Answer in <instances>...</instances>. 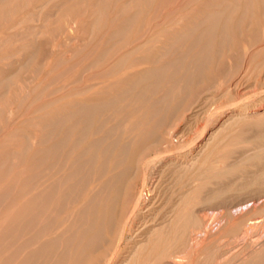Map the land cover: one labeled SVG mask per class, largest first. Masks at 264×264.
Masks as SVG:
<instances>
[{"label": "rangeland", "instance_id": "374dc122", "mask_svg": "<svg viewBox=\"0 0 264 264\" xmlns=\"http://www.w3.org/2000/svg\"><path fill=\"white\" fill-rule=\"evenodd\" d=\"M6 1L0 0V9L2 8L0 10V153L2 152L0 154V161L1 163L4 161L3 163L5 164V166L3 163L2 165L0 164V221H2L0 222V264H128V262H123V258L121 257H125L126 254L128 255L127 251L131 249H134V251L136 250L134 242H139L140 239L138 237L136 239L135 236H137L139 232L135 235V231L138 228L137 231H141L143 225L139 227L137 223L138 225L136 224V228L133 227L135 230L133 229L134 231H131L130 229V232L128 230L129 228H127L126 238L119 243V245L121 244L119 249H113L115 246L108 247L106 250L108 257L105 258V260H103L104 258H102L101 255H99L100 259L98 257L96 258V254H98L97 250L92 247H87V240H89L91 235V227L94 224L92 223L94 220L89 217L92 219H89L91 220L89 223L88 218H85V220L87 219L88 221L86 225L83 222L79 224L78 221H80L79 218H81L80 213H83V208L88 206L87 203L91 200V193L99 182L93 180H91L92 182H88V180H86V173L82 171L79 174V180L81 179L80 182L72 181L71 183L70 180L67 179V174L69 175L73 169L69 166V163L65 161H63L65 162L64 166L68 164V167L63 168L58 174L60 177L63 176V178L59 179L63 185L60 186V188L59 185H57L58 187L56 186L58 182L54 183V186L52 184L54 172L50 171L51 174H48L50 175V179H48L49 176H47L48 178L46 179L45 174L40 175V169L37 168H40V163H42V160L45 158L43 152L47 147V134L45 133L50 129L47 123L49 114H46L50 113L52 109L56 111L57 109H65L66 107L65 110H70L71 107L67 104L71 100L69 105L80 99L85 100L87 98L86 100L90 99L95 101L97 98L103 99L105 93H111L114 96L120 95L123 91L121 86L123 88L124 82L127 81V75L131 72H135L133 63L136 64L141 61L142 64L139 63L141 69L154 67L158 59L156 58L157 53L160 56L167 52L164 51L167 47L164 48L163 43H170L172 41V38H169L170 35L174 32V35H176L181 33L182 30H185L186 28L184 27L189 26L188 22L191 21L190 18L201 14L199 13L201 9L202 12H204L206 9L204 5L210 1L213 2V0ZM63 1L68 2L64 3ZM142 3H144V5ZM65 14L68 15L66 16ZM262 14L263 13L258 14L253 25L245 23L242 28L232 31L229 46L223 51L213 50V46L215 45L213 44L212 51L209 53V62L211 64L208 66V75H206L204 79H198V81L191 86L190 90L194 89L192 90V96L185 104L177 108L173 114L167 118V122L165 121L162 129H160L162 131L159 132L158 137L161 136L163 140L159 142H164V139H167L166 142H162L163 145L160 144L163 147L159 146V148L157 145L156 147L158 148H151V151L149 150L150 152L148 151L147 153V159L149 157V159H151L157 156H163L164 159H171L170 161L172 162L171 165L167 163L164 167H161V163L164 161L163 157L161 162L157 161L159 163L156 168L159 170L162 169V171L165 170L163 172L164 174H161L162 180L159 179L160 184L157 189L159 190L158 193L161 194L162 192L160 196H169L168 194L171 193L172 189L176 188V182H174V180L176 181L177 175L179 174L175 173L176 175L174 176V171L172 169H175L176 166L174 167L173 163L184 154L188 155L191 160H196L199 158L197 155L202 156L206 151L205 145L208 144L207 147L211 146L209 144L210 142L212 143L216 135L218 139L224 137L223 135H229V138H232V136H240L244 143L239 146H248L252 150L248 151V154H245V156L255 152L254 148L257 146V138L255 137L257 135V129L249 125L248 127L244 126L245 124L243 125L242 123L247 122L246 119L248 120L249 115L252 114L254 109H264V54L257 57L255 63L251 65V67L247 66V63L249 64L250 62V57L248 58V55L250 56L249 51L251 50L250 53H252L259 48L264 49V14ZM72 19H74V24ZM179 29L181 31H177ZM183 32L185 31H182V33ZM174 35H171V37H174ZM168 38L170 39L169 41L167 40ZM154 39L156 41H154ZM148 41L150 44L155 45L156 43V45L150 46V44H147L145 46ZM166 43L165 46H167ZM136 47V50L141 49L136 51L134 49ZM181 49V51L178 49V52L176 51L173 56H171V53L163 59L170 60L175 56H183L186 50L185 48ZM133 50L134 53L132 52ZM159 52L161 54H159ZM247 52L248 55L246 56ZM130 53H133V57L130 56L128 58L129 61L115 67V64L120 60L119 58L122 59ZM130 59L132 66H129ZM146 64H150L151 66ZM259 64H262V66L260 67ZM246 66L248 70H246ZM132 68L134 69L130 71ZM128 69L130 71L129 73L127 72ZM181 69L182 73H180V78L182 77L183 79L186 76L184 74L185 69H183V67H181L180 70ZM232 69H234V73L236 72L233 78H235L236 75L238 76L234 81L231 78V81L225 78V74ZM137 70H140V68ZM213 72H215V74ZM239 75L242 77L240 81L237 80L241 78ZM119 78H121L120 81L116 80ZM224 78L226 82H224ZM121 81L123 82L121 83ZM215 81L223 82L220 84L221 87L218 85V88L214 91L211 87ZM114 82H116L115 84L117 86H115L117 88L113 86ZM144 85L145 84L141 85L140 89H143L145 87ZM107 86L111 87V89ZM165 86H163V89ZM109 89L110 91L112 90V92L109 93ZM208 89L210 90L208 91ZM83 93L85 94L83 95ZM159 94L160 97H162L164 92L161 91ZM156 96L159 98L158 94ZM138 106L137 104L130 105V107L127 108L128 110L124 112L126 117L131 113L130 115L134 116L135 119L142 121L146 115L145 112L139 113L134 111ZM124 114L122 113L120 116L122 120L125 118V116H123ZM43 116H45V118ZM44 123H46V126ZM145 125L144 127H146ZM222 129L225 130L222 131ZM43 131L46 132L43 133ZM169 132L172 133V137L170 138L171 141H168L170 137ZM59 134L60 133L57 132L52 138L54 139L53 141L60 137ZM88 135L91 138L93 137V133ZM88 135L86 136L88 137ZM212 136H214V138H211ZM40 140L42 141L40 142ZM208 140L210 141L209 143ZM24 141L26 146L23 144ZM167 141L170 143L168 145L169 147L167 146ZM21 144L25 147L23 148ZM230 146L231 145H228V147L227 145L223 146L225 148L224 150L228 152ZM223 147L219 150L220 153L224 151L222 150ZM167 148H170V150ZM255 149L257 150L258 148L256 147ZM227 152H223L224 155L227 154ZM7 154H10V156L8 155V157ZM234 155L228 160L229 164L238 160H243L245 157L239 153ZM11 158H13L12 163L10 162L12 160ZM2 159L4 160L2 161ZM5 160L7 161L5 162ZM194 160L189 162L190 166L191 164L193 165ZM35 161L36 163H34ZM8 163L13 165L10 164L9 166ZM33 167L34 170H32ZM152 169L153 167L150 165L145 169V173H148L146 174L147 178L153 176L152 171L154 170ZM54 170H56V168ZM66 170H68V172ZM204 170H206V168H204ZM251 171H253V169L247 170V172L253 176ZM2 172L7 175H3L4 173ZM239 172L240 170L235 173V175ZM82 173L83 175H81ZM31 175H35V179L29 181L28 177L30 178ZM235 175L230 177L231 179L234 178L232 180L230 178H224L225 182H220L218 185L220 187L222 186L218 188H224L222 194L220 193V198L217 197L218 199L216 198L215 202H209V204L206 203L204 205L203 215L207 219H205L207 224L204 222V225L201 224L199 229L202 231L205 227L208 235H211V233L216 234L214 238L211 237V239L207 241L214 240L211 241L212 243L218 240L222 241V243H226L227 246L224 245V249L230 248L228 252L231 251L229 252L231 255L235 252L242 251L245 248L244 246L252 240H255L257 243L255 248H259L264 242V223H262L264 222V185H262L263 183H253V177L248 174H246L249 176H246V178L248 177L247 179L235 178L237 177ZM192 176L195 177L194 175ZM83 177L85 178V183H82ZM62 179L64 180L62 181ZM178 179L177 182L179 181ZM224 179H221V181H224ZM134 180L132 190L138 193V190L142 189V180L140 176ZM73 183H79V185H73L74 187H71ZM187 183L190 185L192 181ZM229 183L231 185H229ZM173 184L175 185L172 186ZM225 184H228V186ZM51 185L52 187L48 188ZM91 185L94 186L92 187V191L89 190ZM55 186L57 189L63 187V190H59V194L56 189V193L59 197L62 196L60 198L56 196L57 198L54 199V195L56 194L54 193L53 199L49 202L46 197L49 195H47V193H50V189L51 193H53L52 189H54ZM68 187L70 189H68ZM144 189V195L146 192L149 193V191H146V188ZM165 189H167L166 191H168V193L164 191ZM56 190H54V192ZM46 191L49 192L46 193ZM63 191L66 194H64ZM45 200H47V203ZM54 201H58L60 204ZM85 220L83 221L87 222ZM250 221H252V224L255 222V225L259 223L257 224L259 227L257 225V227L254 226L255 228L245 227V224ZM230 225H232V227ZM234 225L236 227H234ZM83 236H85V238H83ZM52 240H55V243L50 242ZM82 242H84V244ZM212 244L214 245V243ZM212 244L211 246H213ZM84 245L86 248L83 247ZM80 250L83 253H79ZM187 250L189 251V249ZM187 250L185 253V256L186 254L187 256L184 258V261H181L182 264H190V262L191 264H193V262L194 264H214L215 261H217L215 264H220V260L224 261L223 258H216L217 260H208L204 256H201V258L199 252L197 253L196 251L192 252V255H190L189 253L192 250L189 252ZM228 252L224 255V258L229 255ZM77 253L79 254L77 255ZM193 254L197 256L195 261H191L194 260L193 257V259H189V256H194ZM245 258H247V256ZM97 261L98 263H96Z\"/></svg>", "mask_w": 264, "mask_h": 264}, {"label": "bare ground", "instance_id": "6f19581e", "mask_svg": "<svg viewBox=\"0 0 264 264\" xmlns=\"http://www.w3.org/2000/svg\"><path fill=\"white\" fill-rule=\"evenodd\" d=\"M67 2H64V3H67ZM142 4L144 5V3H142ZM204 6H206L205 7L206 9L204 12H202V9H201V12H199L201 14H199L198 16H193L190 18L191 21H189V22L187 21L189 23V26L184 27V25H183V27L186 29L182 30V31H185V32L182 33V31L179 29L177 31H181V33L174 35V33H175L174 32L173 34H171L172 36L174 35V37H171V35H170L169 38H172L171 39L172 41L170 43L165 42L167 44V46H165V43H163L164 44L163 47L164 48L167 47V48H165L164 51H167V52H165V54L162 55L160 53L161 52V50H160V52H159V54H161L160 56L157 53L156 58H158V59L156 60V58L154 57L156 60V65L155 66L153 65L154 67H150L147 69H143V68L141 69V67L139 66L140 65L139 63H141V61L139 63H136V64L133 63L135 65V66L133 65V67H135V70H134L135 72H133V73L131 72L132 73L131 74L129 72L131 70H133L134 68L130 69V71L128 69L127 72L130 75L129 74L127 75L128 78H127V81L124 82L123 88L121 86V89L123 91L121 92L120 95L114 96L113 94H111L110 93V92H112V90L110 91L111 87L107 86L110 88L108 90V92L110 94L105 93V96L103 97V99L97 98L96 101L90 100V99H89L90 101L86 100L87 98L85 100L80 99L74 103H71V105H69V103L72 101L71 100L67 104L68 106L71 107L70 110L69 109L65 110L66 107H65V109H57L56 111L52 109L51 110L52 112L50 111L51 114L50 113L46 114V115L49 114L48 115L49 117H47L48 118L47 123H48V126L50 127V129H49V131H47L48 133L46 131H45L46 133L43 131V133L47 134V136H46L47 137L46 138V141H47L46 146L47 147L43 150V152L45 154V158L42 160V163H40L41 165L35 164V165H40V168H37V169H40V175L45 174L46 179L48 178L47 176H49L48 179H50V175H48V174L49 173L51 174V172H54L53 178H52V182H53L52 184L54 186V183L58 182V184H56V186L59 185V188H60V186H63V185L59 179L63 178V176L60 177V175H58V174L63 168L68 167V164L66 166H64V163L68 162L69 166H71L73 169V171L69 175L67 174V176H68L67 179L70 180L71 183H72V181L73 182L74 181L80 182L81 179L79 180V174L82 171H84L86 173L85 174L86 180H88V182H90L91 180L99 182V184L96 185L93 192L91 193V200L90 201L88 200L89 203H87L88 206L86 208L84 207L85 209L83 208V210H84L83 213L82 212L80 213L81 216L80 215L79 216L81 218H79V216H78V218L80 219V221H78L79 224L83 222L86 225V223H88V221H87V219L85 220V218H88V220L93 218V220H94V222H92L94 224L91 227V235L89 237V240H87L88 241L87 247H92V248L97 250L98 254H96V258L98 257L100 259L99 255H101V257L104 258L103 260H105V258L108 257L107 256L108 253H106V250L108 247H114L115 246L113 249H115V248L119 249V247L121 245V244L119 245V243L121 242V240L126 238L127 228H129L128 229L129 232H130V229H131V231H134L135 229L133 227L136 228V226L139 224V227L143 225V227H142L143 229L141 231H137L139 229L137 227L138 229H136V231H135L136 232L135 235L137 234V232H139L137 234V236H135L136 239H137V237L140 239L139 242H134V244H135L134 246H135L136 250L134 251V249L133 250L131 249L130 251H127L128 255L125 253L126 256L121 257V258H123V262H126V263L128 262V264H129V262H130V264H182L181 261H184V258L187 256V254L185 256L187 249H189V251L192 250L189 253L190 255H192V252L196 251L197 253L199 252L200 257L204 256L208 260L209 259L217 260L216 258H221V259L223 258L224 261L220 260V262L222 264H264V242L262 243V245L260 244L261 246L259 248H255L257 243L255 242V240L254 241L252 240L251 242L247 243L246 246H244L245 248L242 251L235 252L234 254L231 255V253H229L231 251L228 252V249L230 250V248H228V249L226 248L227 250L224 249L225 248L224 245H226V243H222V241L216 240L215 242H212V243H214V245H213L211 243V241H214V240L207 241L208 239H211V237L214 238L216 236V234L211 233V235L209 234L210 235L209 236L208 232L206 231L204 226H203L204 229H202V231L199 230L201 224L204 225L203 224L204 222L207 224V222L205 221L206 217L203 215V211H204L203 208H205L204 205L206 203L209 204V202H215L217 197H219V198L221 197L220 193L222 194V191L224 188L220 189L222 186L220 187L218 185L220 184V182L221 183L225 182L224 178L233 177L235 175V173H237L240 170V172L235 175V176H237L235 178L247 179L249 176H251V174H249L250 171L248 173L247 170L253 169V171H251L253 174V176H251V177H253V183H255V184H259V183L262 184L263 183L262 185H264V109H254L252 111V114L249 115L248 120L246 119L247 124L244 121H243L244 123H242L243 125L245 124L244 126H247V127H248V125L251 127H256V129H257V132L255 131L257 134L255 136L257 138V143H256L257 146L256 147L258 148L257 150H259V151H257L255 149L256 147L254 148L253 145L251 144L252 147L254 148L255 152L251 153L250 155L245 156V154H248L247 153L248 151H252V150L248 146H239L240 144L244 143L242 137H240V136L239 137H233L232 136V138H229V135H223L224 137L218 139L217 135H216L217 137L215 136V138H214V136H212L211 138H214L212 143L209 141L210 139L208 140V143L210 142L209 145H211V146L207 147L208 144L205 145L206 151L204 152V154L202 156L197 155V157H199V158L196 157L197 158L196 160L193 159L194 160L193 165L192 164H191V166L189 165V162L193 161V160H191L190 157H188V155H185V154L182 155L180 158H178V160L175 163H173V166L174 167L176 166V168H175L176 170L172 169L174 171L173 172L174 176L176 175L175 173H178L180 175V178H179V175H177L178 177L176 176L177 179L179 178L178 179L179 181L177 182V179L175 178L176 181L174 180V182H176L175 183L176 185L173 184L172 186L175 185L176 188H174V187H173L174 189L171 188L172 189L171 193H170V189H169V193H170V194H168L169 196H166V197L160 196L162 194V192L160 191L161 192V194H160V193H158L159 190H157L159 187V184H160L159 181L162 180L161 176L164 174L163 172L165 171V170L162 171V169L159 170L158 168H156L157 164L159 163L157 161L161 162V160H163L164 157L162 156L163 157V159H162L161 156H157L155 158L149 159L150 158L149 157L150 154H149L148 155L149 158L147 159V153L151 148L152 149L158 148L159 146H162L163 143L166 142V140H167V139H164V142L162 141L163 143L162 142L160 143L159 141L163 140V138H161V136L158 137L159 132L162 131L160 129H162V126L164 125L167 118L169 116H171L177 108H179L181 105L185 104V102L189 100V98L193 94L192 90H194V89L190 90L191 86L194 83H196L198 81V79H204L206 77V75H208L207 74L208 66H209V64H211L209 62V53L212 51L213 44H215L213 46L214 47L213 50L223 51L224 49H226L229 46V41H230V36L232 34V31H236V30L242 28L245 23H249V24L253 25L255 23V19L258 16V14L259 13L264 14V0H213V2L210 1V2L206 3V5H204ZM65 15L67 16L68 14H65ZM74 18H76V17H74ZM76 19H75V21H76ZM132 19H133V17H132ZM187 19H189V18H187ZM72 21L74 24V19H72ZM72 21H71V23H72ZM19 22H21V21H19ZM187 22H186V24H187ZM181 29H183V28H181ZM177 31H176V33H177ZM236 35H238V34H236ZM169 38L167 39L168 41L170 40ZM236 38H235V41H236ZM155 39H154V41L157 40V39L156 40ZM152 41H153V39H152ZM136 42H138V41H136ZM147 44H150V42L148 41V43H146L145 46ZM151 45H154V44H150V46ZM155 45H156V43H155ZM234 45H236V44H234ZM254 47H256V46H254ZM138 48H139V46H138ZM181 48H183V49L185 48V50H186V52L183 56L179 57L177 55L178 57L175 56L174 58H171L170 60L163 59L168 54H171V53H172L171 56H173V54H175V52L178 49H180V51H181L182 50ZM134 49L136 50L137 47ZM139 50H136V51H139ZM162 51H163V48H162ZM250 51H249L250 56L248 55V52L246 54V56L248 55V58L250 57V60L247 58L250 61L249 64L247 63L248 67H251V65H253L255 63L257 57L264 54V49H260V48L255 50V51L253 50L254 52H252V53H250ZM132 52L134 53V50ZM133 53H130L129 55H127L126 57H123L122 59L119 58L120 60L119 61L117 60L118 62L116 61L117 64H115V67L120 66L122 64H125L127 61H129L128 58L130 56H132ZM155 60H153V61H155ZM245 61H247V60H245ZM131 63L132 62L130 59V65L129 66H132ZM128 64H129V62H128ZM146 65H150V64H146ZM259 65H260V67L262 66V64H259ZM181 67H183V69H185V72L184 71L183 72L186 76L183 79H182V77L180 78V73H182L181 72L182 69L180 70ZM248 67L246 68V70H248ZM138 68H140V70H137ZM213 73L215 74V72H213ZM245 73H243V74H245ZM234 74H236V72L234 73V69H232L225 74V78H228L229 80L231 78L234 81V79L236 77H238L236 75V77L233 78ZM237 74H239V73H237ZM242 76H244V75H242ZM125 78H126V76H125ZM225 78L223 80H225ZM85 79H86V77H85ZM241 79H242V77L240 79L238 78L237 80L240 81ZM116 80L120 81L121 78L116 79ZM122 80H124V79H122ZM119 81H116V82H119ZM116 82H114L113 86L116 85L115 84ZM122 82L123 81H121V83ZM221 82H223V81H215V83L213 84V86L211 88H213V90L215 91V89L218 88V85H220ZM224 82H226V80ZM85 83H87V82H85ZM165 83H166V86H165ZM227 83H228V80H227ZM143 84H145L144 85L145 87L143 89H140L141 85H143ZM163 86H165L164 89H163ZM220 87H221V85H220ZM88 90H89V88H88ZM209 90L210 89H208V91ZM84 91H86V90H84ZM161 91L164 92L162 97H160V94H159ZM217 92H218V90H217ZM84 94L85 93H83V95ZM116 94H119V93H116ZM157 94H158L159 98H157V96H156ZM135 104H137V106L139 104V106L135 110L133 109L134 111H137L139 113L145 112L146 116H145V118H143L142 121L135 119L134 116L130 115L131 113H129L127 115V117L124 114V112L126 110H128L127 108L130 107V105H135ZM63 105H65V104H63ZM122 113L124 114L123 116H125V118L123 120H122V117H120L122 115ZM245 113H244V115H245ZM43 117L45 118V116H43ZM242 120H243V117H242ZM44 122H45V120H44ZM41 123H42V121H41ZM240 123H241V120H240ZM44 124L46 126V123H44ZM144 125L146 127H144ZM45 130H47V129H45ZM224 130L222 129V131H224ZM227 130H228V128H227ZM57 132L60 133L59 134L60 137L57 140L53 141L54 139H52V138L57 134ZM90 133H93L92 138L89 137V135H88ZM172 133L169 134L170 135L169 138L167 137L168 141H171L170 138L172 137L171 136ZM45 134H44V137H45ZM86 135H88L89 138ZM41 138H42V136H41ZM7 140H9V139H7ZM41 141L42 140H40V142ZM168 141H167L168 144L165 143V144H167V146L170 144ZM23 144L25 145V141L23 142ZM160 144H162V145H160ZM44 145H45V143H44ZM157 145H158V147H156ZM225 145H227V147H228V145H231L228 148V152H227V150L226 151L224 150L225 148L223 146H225ZM25 146L22 145L23 148ZM202 146H204V145H202ZM222 147H223L222 150H224V151H222L221 153L227 152V154L224 155V153L223 154L220 153L219 150ZM167 149L170 150V148H167ZM21 150H22V148H21ZM75 152H77V153H75ZM236 153H239V154L245 156L243 158V160H245L247 162H245L243 160H238L235 162L232 161L234 163L229 164L228 160H230V158H232V155H234ZM8 155L10 156V154H7V156ZM15 156H16V154H15ZM237 158H238V156H237ZM11 159L12 160L10 162L12 163L13 158H11ZM3 160L4 159H2V161ZM170 160L171 159L165 158L163 163H161L162 164L161 167H164V165H166L167 163H169L171 165L172 162ZM6 161L7 160H5V162ZM36 161L34 163H36ZM63 161H65V162H63ZM243 162H245V163H243ZM2 163L0 161L1 165H2ZM10 164H9V166H10ZM26 164H28V163H26ZM151 164H153V165H151ZM11 165H13V164H11ZM149 165L153 167L152 170H154V171L151 170L153 172V176L149 177L147 175L149 177V178H147L146 174H148V173H145V169ZM4 166H5V164H4ZM2 168H3V166H2ZM5 168H7V167H5ZM55 168H56V170H54ZM204 168H206V170H204ZM149 169H150V167H149ZM32 170H34V167ZM66 171L68 172V170H66ZM32 172H34V171H32ZM2 173H4V172H2ZM83 173L81 175H83ZM5 174L6 173H4L3 175H5ZM246 174H248L249 176ZM192 175H194L195 177H193ZM58 176H59V178H58ZM139 176L141 177V180H142V189L138 190V188H137V190L139 191L137 193V192H134L132 189H133V183L135 181L134 179H136ZM246 176H248V177L246 178ZM7 179H8V177H7ZM28 179H29V181L34 180L35 175L34 176L31 175L30 178L28 177ZM40 179H43V178H40ZM84 179L85 178L83 177V179H82L83 182L81 181L82 183L86 182V181H84ZM221 179H224V181L223 180L221 181ZM232 179H234V178H232ZM63 180L64 179H62V181ZM189 181L190 182L192 181V184L189 185L187 183ZM226 181H227V179H226ZM70 182H69V184H70ZM71 185H72L71 187H74L75 185H79V183L78 184L73 183ZM93 185H91L89 190L92 191V187H94ZM225 185L228 186V184H225ZM229 185H231V184L229 183ZM245 185H247V184H245ZM56 186L54 189H52L53 193H51V189L50 190L48 189L50 191V193H47L49 191H46L47 195L49 194L48 196H46L47 199L49 200V202H51V200L53 199L54 196H55L54 199L57 198L56 196L59 197V195H58L59 190L61 191V189L63 188L62 187L61 189H57L58 186L57 187ZM160 186H162V185H160ZM50 187H52V185L49 186L48 188H50ZM218 187H220V188H218ZM77 188H78V186H77ZM144 188H146V191H149V193L146 192V194L144 195L143 194V190H145ZM56 189L58 190V192ZM68 189H70V188L68 187ZM79 189H80V187H79ZM54 190H56V191L54 192ZM166 190L167 189H165L164 191L166 193H168V191H166ZM65 192H64V194H66ZM54 193H56V194L54 195ZM75 193H76V191H75ZM72 194H74V193H72ZM60 195H61V193H60ZM79 195H81V194H79ZM71 198H69V199H71ZM46 201L47 200H45V202ZM71 201H73V200L71 199ZM54 202L56 203L58 201H54ZM58 204H60V203L58 202ZM82 207H83V205H82ZM223 207H224V205H223ZM89 217H91V218H89ZM76 218H77V216H76ZM228 218H229V216H228ZM79 219H77V220H79ZM244 219H245V217H244ZM22 220H24V219H22ZM83 220H85L87 222H84ZM91 220H89V223L91 222ZM253 221H255V220H253ZM0 222H2V221H0ZM262 223H264V222H262ZM21 224H22V222H21ZM236 224H237V222H236ZM257 224H259V223H257ZM235 225H234V227H236ZM245 225H246L245 227H249V228H252L254 226L259 227V225H257V226L255 225V222H254V224H252V221H250L249 223H246ZM230 226L232 227V225H230ZM203 227H201V228H203ZM245 227H243V228H245ZM233 230H235V229H233ZM87 233H86V235H87ZM80 236H81V234H80ZM83 238H85V236H83ZM54 241L55 240H52L50 242L53 243ZM84 242H82V243L84 244ZM31 243H32V241H31ZM210 243L213 246H211ZM85 245L83 246L84 248H86ZM47 246H49V245H47ZM44 249H45V247H44ZM111 250H112V248H111ZM84 252H85V250H84ZM227 252L231 256L227 255V257L225 256V258H224V255L227 254ZM79 253H83V252H81V250H80ZM79 253H77V255ZM109 253H111V252H109ZM28 254H29V252H28ZM246 256H247V258H245ZM192 257L194 258V260H191ZM209 257H211V258H209ZM195 258H197L196 255L191 256V257L189 256V259L191 261H195ZM215 262H217V261H215ZM215 262H214V264H215ZM96 263H98V261ZM190 264H191V262H190ZM193 264H194V262H193Z\"/></svg>", "mask_w": 264, "mask_h": 264}]
</instances>
